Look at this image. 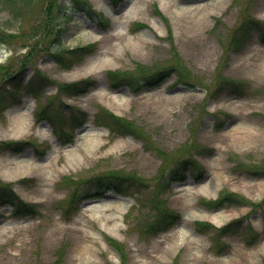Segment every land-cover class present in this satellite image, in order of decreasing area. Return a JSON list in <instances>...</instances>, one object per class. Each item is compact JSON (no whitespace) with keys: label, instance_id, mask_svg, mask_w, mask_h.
I'll list each match as a JSON object with an SVG mask.
<instances>
[{"label":"rangeland","instance_id":"rangeland-1","mask_svg":"<svg viewBox=\"0 0 264 264\" xmlns=\"http://www.w3.org/2000/svg\"><path fill=\"white\" fill-rule=\"evenodd\" d=\"M60 1L66 13L50 20L41 0L21 17L0 7V28L19 35L0 42V65L14 72L27 62L15 86L0 88L9 93L0 113V195L9 186L26 207L0 199V264H264V204L237 199L264 198V73L245 68L264 63V0ZM247 22L243 50H229ZM60 47L81 48L76 64L55 63L50 52ZM137 64L145 73L174 69L137 90L111 87L108 72ZM83 80L86 93L58 90ZM21 112L32 129L12 137ZM109 114L135 131L112 127ZM77 149L84 158L68 155ZM193 160L201 172L171 175ZM48 164V176L36 168ZM103 173L132 181L121 190L75 189ZM224 189L235 201L210 207L206 200ZM162 208L178 217L153 227Z\"/></svg>","mask_w":264,"mask_h":264},{"label":"trees","instance_id":"trees-1","mask_svg":"<svg viewBox=\"0 0 264 264\" xmlns=\"http://www.w3.org/2000/svg\"><path fill=\"white\" fill-rule=\"evenodd\" d=\"M44 7L42 9V12L45 14V19L50 20L52 17H60L62 14H64L67 11V6H64L61 4L60 0H41ZM37 2H40V0H0V7L8 10L11 14H16L18 16H22V10L25 8H28L30 5L35 4ZM1 9V8H0ZM19 20V19H18ZM21 23L22 21L19 20ZM244 25L243 28L241 29L240 33L238 34V28L236 30V33L234 32L232 38L229 40V50L233 52H239L243 49L248 37L250 36V31H249V26L248 22ZM40 26L38 25L37 28ZM47 30H45V33ZM261 35V40L264 41V30H260ZM12 36H17V34H10L7 33L6 30H3L0 28V42L1 43H7L5 42L8 38L11 39ZM236 36H238L236 38ZM80 50V49H68L67 47H60L58 50L54 52H50V57L63 68H69L73 64H75L78 60L75 61V59H79V55L75 51ZM72 55V56H71ZM74 57V58H71ZM173 58L177 60V55H173ZM26 60H23V63L19 65V67L14 71L11 72L8 69L7 65H0V88L1 85L3 87H13L15 84H17L21 79V74L24 72V68L27 66ZM147 67L137 64L134 68V71H129V72H121V71H110L107 74L108 82L111 85V87H116V86H121V85H127L130 88H133V90H137L140 83L144 84H150V81H154V83L158 80L160 81L161 78L169 76L172 72V69L169 66V68H160L157 69L155 72L150 71L148 73H145V69ZM137 72V75H134V73ZM158 77V78H157ZM178 82L186 83L183 81L182 77H177ZM88 81L83 80L82 82L78 83H72V84H62L60 86V90L71 95H77V94H82L87 92L88 90ZM9 94V93H8ZM6 92L4 89L0 90V113L3 112L5 108H7V105L9 103V100L7 98ZM12 95V93L10 92ZM109 121L111 123L112 127L115 128H120L123 129L121 132L127 131V132H133L135 129L132 127V124L130 121L127 120H122L114 115H109L108 116ZM118 132V133H121ZM188 166V168H187ZM187 170H196L197 172H201L202 168L195 164V161L193 160L192 162H187L183 161L180 163V165L176 166L173 168V173L171 175H181V173L185 172ZM263 170L261 167H256V171ZM72 183H75V181L69 180ZM131 182L132 177L129 176L128 174L121 175L117 173H110V174H99L95 176L88 177L87 179L80 180L75 183V189L81 188H86V187H93L95 189H118L121 190L120 188L125 182ZM168 183H166L167 185ZM8 189L10 190L9 186ZM81 195V194H80ZM83 195V194H82ZM233 194H230L227 192V190H221L217 197L214 200H210L207 203L212 206V207H221L223 202L227 203H232L235 201V198ZM84 196H89V195H84ZM4 197V200L6 202H10L12 204L13 209L16 210H23L26 209V207H23L24 204L16 205L14 203V196L11 193L8 194H1L0 199ZM75 193L71 196L72 202L75 201ZM78 197H83V196H78ZM240 201H243L245 203H248L252 205L253 207L259 206L261 204H264V198L262 199L260 204H253L249 201H244L242 198L238 197ZM178 215L175 212H172L171 210H168L166 208H162L159 212V217L156 220V222L153 224V227H161L163 225H167L169 223L173 222V219L177 218ZM240 220H236L233 222L228 223L225 227L219 228L218 230L215 229L216 236H222L226 234L227 232L231 231L233 229V226H236L239 223ZM196 225L203 227L209 224H204V223H196ZM231 227V228H230ZM230 228V229H229ZM109 243L111 246L115 247L117 251H120V245L118 242L113 241L108 239Z\"/></svg>","mask_w":264,"mask_h":264},{"label":"bare ground","instance_id":"bare-ground-1","mask_svg":"<svg viewBox=\"0 0 264 264\" xmlns=\"http://www.w3.org/2000/svg\"><path fill=\"white\" fill-rule=\"evenodd\" d=\"M117 38V37H116ZM246 63H242L240 65H238V68L244 67V65H246ZM101 66L97 65L92 67L91 69H95V71L97 69H100ZM245 68H250L252 73L254 74L255 77H262L263 73H264V63H260V64H249L246 65ZM101 98H106V96L104 94H98ZM109 101H113L116 100L117 98H109ZM28 112H21L18 113L16 116L13 117V119H11V130L14 132L13 135H11L12 137H26V135L28 134L29 130L32 129V126H30L27 123L28 120ZM95 136V135H93ZM96 137V136H95ZM82 150L77 149L75 152H69L68 155L73 156L75 154L79 155L80 157L84 158V155L81 152ZM30 165L29 163H27L26 165H23L24 169H29ZM37 169H42L45 168L46 169V175H50L52 173V170L54 168V166L52 164H48L46 166H36ZM48 169V170H47Z\"/></svg>","mask_w":264,"mask_h":264}]
</instances>
